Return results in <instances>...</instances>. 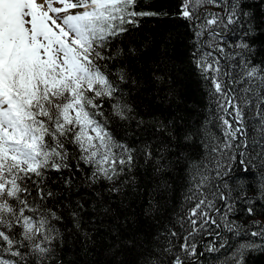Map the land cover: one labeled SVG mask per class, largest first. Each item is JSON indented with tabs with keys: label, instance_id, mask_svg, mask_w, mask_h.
Instances as JSON below:
<instances>
[{
	"label": "snow or ice",
	"instance_id": "1",
	"mask_svg": "<svg viewBox=\"0 0 264 264\" xmlns=\"http://www.w3.org/2000/svg\"><path fill=\"white\" fill-rule=\"evenodd\" d=\"M257 212L264 0H0V264H246Z\"/></svg>",
	"mask_w": 264,
	"mask_h": 264
},
{
	"label": "trees",
	"instance_id": "2",
	"mask_svg": "<svg viewBox=\"0 0 264 264\" xmlns=\"http://www.w3.org/2000/svg\"><path fill=\"white\" fill-rule=\"evenodd\" d=\"M174 24L175 27L173 28L174 31L178 34V39L176 40V49L178 52V59L180 60H186V44L184 41L187 39L186 29L182 26V22L176 21V22H170V25ZM154 26V22L149 23L147 25L148 28H152ZM135 35V34H134ZM145 35H150V33L145 32ZM137 39H139V36H137ZM198 85L195 83L194 80L189 81L188 88L186 90V96L185 98L190 103H196V102H202V99L200 95L197 92ZM254 195V193H253ZM255 219L257 220H264V214H261L260 212H257V215L255 216ZM77 252H79V249H76ZM83 255V254H81ZM70 259H73L74 257H69ZM86 264H103L102 257L97 255L93 256H87L85 257ZM82 264L84 262L82 261ZM246 264H264V254H255V255H248L246 257Z\"/></svg>",
	"mask_w": 264,
	"mask_h": 264
}]
</instances>
